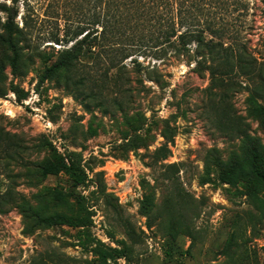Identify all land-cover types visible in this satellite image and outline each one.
I'll return each mask as SVG.
<instances>
[{
  "label": "rangeland",
  "instance_id": "1",
  "mask_svg": "<svg viewBox=\"0 0 264 264\" xmlns=\"http://www.w3.org/2000/svg\"><path fill=\"white\" fill-rule=\"evenodd\" d=\"M248 1L236 22L244 39L220 62L215 86L193 63L162 65L168 85L160 89L145 70L131 71L129 60L127 71L105 74L87 56L85 67L69 74L88 77L86 86H66L48 69L62 45L41 38L24 74L7 69V85L25 93L20 100L12 90L0 97V123L27 146L10 180L26 205L0 215V264H94L95 248L123 242L127 258L108 264H264V187L235 180L233 166L250 148L264 152V0ZM46 5L35 4L45 14L41 30L55 26L56 10L75 13ZM245 51L255 59L248 68L237 59L248 58ZM165 126L173 131L171 153L156 161ZM59 155L84 169V183L65 171L41 173L40 164ZM0 180L3 190L7 181ZM51 214L86 224L39 220Z\"/></svg>",
  "mask_w": 264,
  "mask_h": 264
},
{
  "label": "trees",
  "instance_id": "2",
  "mask_svg": "<svg viewBox=\"0 0 264 264\" xmlns=\"http://www.w3.org/2000/svg\"><path fill=\"white\" fill-rule=\"evenodd\" d=\"M53 2L58 8L70 6L75 13L56 10L55 26L41 30L40 22L45 14L36 12L37 0H0V97L8 90H12L18 100L25 97L22 90L7 85V69L11 73L24 74L40 52L39 38L62 45L53 52L55 59L48 69L60 72L66 86L74 85L79 89L86 86L88 77L69 76L85 67L82 62L85 56L94 59L95 65H100L105 74L112 70L115 73L127 71L126 61L129 60L133 63L131 71L145 70V77L160 89L168 85L162 65L174 60L188 65L193 63L192 70L199 74L207 71L210 85L215 86L220 62L233 56L239 47L237 41L244 39L241 26L236 22L246 16L249 8L248 0H47L46 6ZM246 55L248 58L237 55L238 62L247 65L244 68L255 60ZM139 58L146 60V65H142ZM113 74L108 76L109 80H115ZM260 110L264 114L263 106ZM161 135L165 143L155 150L156 161L166 159L171 153L168 144L173 140V131L165 126ZM26 148L19 134L0 123V178L7 181L5 188L0 190V215L14 207L24 211L26 198L12 189L10 180L14 175L13 165L24 161ZM137 148L138 144L130 146V149ZM233 166L237 170L235 180L243 179L254 188L264 187V152L250 148L248 158L234 162ZM40 169L42 174L65 171L77 184L87 179L79 164L74 160L66 163L60 155L40 164ZM39 220L46 225L86 224L83 217L64 214L42 216ZM184 227L193 239L190 228ZM130 252L125 242L122 248H95L94 264H108V258H127Z\"/></svg>",
  "mask_w": 264,
  "mask_h": 264
}]
</instances>
